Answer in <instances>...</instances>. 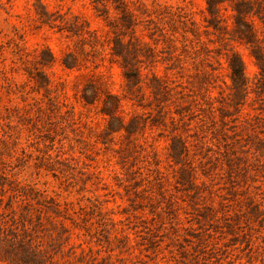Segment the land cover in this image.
Returning a JSON list of instances; mask_svg holds the SVG:
<instances>
[{
	"label": "rangeland",
	"instance_id": "1",
	"mask_svg": "<svg viewBox=\"0 0 264 264\" xmlns=\"http://www.w3.org/2000/svg\"><path fill=\"white\" fill-rule=\"evenodd\" d=\"M122 1L0 0V264H264V0Z\"/></svg>",
	"mask_w": 264,
	"mask_h": 264
},
{
	"label": "trees",
	"instance_id": "2",
	"mask_svg": "<svg viewBox=\"0 0 264 264\" xmlns=\"http://www.w3.org/2000/svg\"><path fill=\"white\" fill-rule=\"evenodd\" d=\"M35 1H36V4H37V7L40 10V13L39 14H40L41 18H43V16L44 17H47V15H46L47 12H46L45 7L42 4L41 0H35ZM114 1L115 2H120L121 1V5H124V2L122 0H114ZM223 1H225V0H208V4H209L210 10H213V8L214 9L217 8L218 4L220 2H223ZM214 5H215V7H214ZM120 7L121 6H119V8ZM240 14H242V12H240ZM44 22H45V20H44ZM245 28H246V32H245V38L246 39L245 40H246L247 44H250V46H254V47H252V53H253V56L255 57L257 63L259 64L261 70H262L261 62L264 61V53H262V50L257 49V47L255 45V41H254V34L251 32L250 27H245ZM120 53H121V51H116L115 50V54L117 56H121L122 57V55ZM229 65H230V68H231L233 80L236 81V82L243 83V85L246 86L247 81H246L245 70H244V65H243L242 60L238 56L235 57V59H233V58L232 59H229ZM125 76H127L128 79L139 77V75H137L135 72L129 73L128 71L125 72ZM112 99L113 100L114 99L116 100L115 97H112ZM117 102H119V101H117ZM106 103L109 104L108 105V108H107V106L105 108L106 109L105 114L108 115V116H110L109 129L112 132L113 131L120 130L121 128L124 127V123L121 120L120 116L117 114V111H118V109L120 107L119 103H114V102L112 103L111 100L110 101L109 100L106 101L105 104ZM113 121H115V122L117 121V123H118L115 126L116 128L113 127ZM1 257L3 259L7 260V256L5 255V253H3V255Z\"/></svg>",
	"mask_w": 264,
	"mask_h": 264
}]
</instances>
